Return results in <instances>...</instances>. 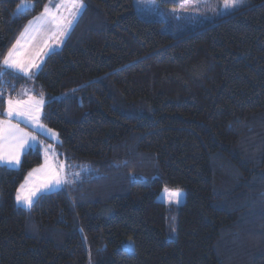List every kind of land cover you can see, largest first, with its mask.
<instances>
[{
    "label": "trees",
    "instance_id": "trees-1",
    "mask_svg": "<svg viewBox=\"0 0 264 264\" xmlns=\"http://www.w3.org/2000/svg\"><path fill=\"white\" fill-rule=\"evenodd\" d=\"M48 1L0 0V119L22 89L41 97L58 160L86 172L26 209L40 148L0 165V264H264V0L177 37L134 0H82L35 75L5 68Z\"/></svg>",
    "mask_w": 264,
    "mask_h": 264
},
{
    "label": "rangeland",
    "instance_id": "rangeland-1",
    "mask_svg": "<svg viewBox=\"0 0 264 264\" xmlns=\"http://www.w3.org/2000/svg\"><path fill=\"white\" fill-rule=\"evenodd\" d=\"M79 2L83 7L77 11L76 9L71 8V0H49L44 7V10L28 22L22 35L19 37L21 38L20 43L23 46V50L34 39L40 43V48L35 53L34 57L33 64L35 66L32 67V72L30 71L31 73H29V75L34 74V70L41 69L48 54L58 51L62 47L69 31L84 8L83 1L79 0ZM60 4H64L65 7L57 9L56 5ZM246 4L247 0H244L243 5L229 9L224 7V0H134L136 13L141 19L162 22V30L174 37L185 34V32L195 31L209 22H214L219 18L232 14ZM26 6V4L21 5L19 8L20 14L28 13L29 10ZM45 8L49 9V14L47 15L45 14ZM53 15L56 17L55 20L53 19ZM57 21H59V27H57ZM69 21H71L70 24L68 23ZM53 27L58 29L57 36H53L54 38L43 37L47 32L44 31L45 28L50 29L51 31V28ZM21 44L18 48L19 53L21 50ZM35 98L36 99L31 100L32 106L34 109H38L40 114L42 106L44 105V100L41 97ZM36 102L39 103L37 104ZM5 112L6 109L4 113ZM17 119L22 122L27 118L20 117ZM33 124L36 126V129H33L32 135L36 138L35 141H37L34 147L40 148L45 165L44 169H47V173L51 174L52 177L43 174L45 181H42L40 175L31 176L32 179H29L27 176L28 179L24 181L17 191V206L18 204H23V202H17L18 194L27 196L30 192L35 191V195L31 197L33 205L40 196V190H60L65 184L78 181L83 173L86 172V169H82L68 173L65 164L57 158L56 147L60 144L58 134L46 128L41 121V117H38L33 121ZM36 133L39 134L40 137ZM61 165H63L62 169L60 168ZM54 174H59L60 177H62V182L60 184L55 183V179L53 178ZM167 192H179L180 197L178 198V202L175 200L169 202ZM159 198L167 207L171 210H175L183 203L185 194L178 189H164ZM25 208L29 209L28 207ZM123 248L129 252L135 251L132 241H127L123 245Z\"/></svg>",
    "mask_w": 264,
    "mask_h": 264
},
{
    "label": "snow or ice",
    "instance_id": "snow-or-ice-1",
    "mask_svg": "<svg viewBox=\"0 0 264 264\" xmlns=\"http://www.w3.org/2000/svg\"><path fill=\"white\" fill-rule=\"evenodd\" d=\"M244 0H224L225 8H236L240 5H243ZM71 8L76 9L77 11L83 7L79 0H71ZM57 9L60 7H65L64 4L56 5ZM45 14H49V9L45 8ZM53 19L56 17L53 15ZM69 24L71 21L68 22ZM57 27H59V21H57ZM20 44V41H17V45H14L13 48L8 52L7 56L3 59V64L9 69H17L20 72H27L30 66H35L32 61L25 62L20 57L17 46ZM6 75L5 72L0 71V78ZM37 104L39 102H36ZM38 109H34L32 106L31 100L29 101H13L9 99L7 101L6 115L9 118L15 116L16 118L26 117L35 121L38 116L36 113ZM7 134V135H5ZM34 136H29V134L23 129H20L17 125H13L9 120H0V161L6 160L9 164H19V156L21 150L28 144L29 140H35ZM63 168V165L60 166ZM53 178L55 179L56 184L62 182V177L59 174H54ZM35 195V191L29 193V195H17V202H23V204L30 208L32 206L31 197ZM169 202L175 200L178 202L180 197L179 192H167Z\"/></svg>",
    "mask_w": 264,
    "mask_h": 264
},
{
    "label": "crops",
    "instance_id": "crops-1",
    "mask_svg": "<svg viewBox=\"0 0 264 264\" xmlns=\"http://www.w3.org/2000/svg\"><path fill=\"white\" fill-rule=\"evenodd\" d=\"M56 29V30H55ZM72 29V28H71ZM44 31H47L44 35H43V37H50V38H52L53 36L55 37V36H57V32H58V29L56 28V27H53V28H51V31H50V29H46L45 28V30ZM23 33V32H22ZM22 33L20 34V36L22 35ZM19 36V37H20ZM18 37V39H17V41H20V39L21 38H19ZM53 37V38H54ZM17 41H16V43L14 44V45H17ZM21 44V43H20ZM20 44L17 46V48H19V46H20ZM13 45V46H14ZM13 48V47H12ZM11 48V49H12ZM25 48V47H24ZM39 48H40V43H38L37 42V40L36 39H34L33 41H31V43L23 50V46H22V44H21V50H20V57H21V59H23L25 62H27V61H32V63L34 62V57H35V53L39 50ZM10 49V50H11ZM9 50V51H10ZM4 67L5 68H7L5 65H4ZM32 67L33 66H30L29 67V69H28V71L27 72H20L19 70H17V69H10V70H13V71H15L16 73H18V74H20V75H22V76H27V77H30V76H33V75H35L38 71H39V69L38 70H34L35 72H34V74H31V75H29V73H31L32 72ZM7 69H9V68H7ZM31 71V72H30ZM13 101H29V100H33V99H36L35 98V96H33L32 94H31V92L29 91V90H27V89H22L18 94H17V96H15V97H13V98H11ZM42 108H43V106H42ZM5 109H7V103H6V108ZM4 116H5V118H3V119H0V120H9L10 119V122H11V124H13V125H17L20 129H23V131H25V132H27L28 134H29V136H33L32 135V131H33V129H36V126L33 124V120L32 119H26L25 121H20L19 119H17L15 116H13L12 118H9V117H7V115H6V112L4 113ZM37 116L38 117H42V110H41V113L39 114V112H38V114H37ZM37 134V133H36ZM5 135H7V134H5ZM39 137H40V135L39 134H37ZM37 143V141H33V140H29L28 141V144H26L25 145V147L21 150V152H20V156H19V164H15V163H13V164H9L6 160H4V161H0V165H2V166H6V167H9V168H17L19 165H20V163H21V160H22V157H23V154H24V152L28 149V148H32V149H34L35 147H34V145ZM44 162L42 163V165L40 166V167H38V168H35L34 170H32L30 173H29V175H28V178L29 179H32V177L31 176H34V175H40L41 177H42V181H45V177L43 176V174L44 175H46V176H49V177H52V175L51 174H48L47 173V169H44ZM42 171H43V173H42ZM44 177V178H43ZM28 178H26V180L28 179ZM49 180H51V179H49ZM41 181V182H42ZM38 189H40V188H38ZM49 192H53V191H51V190H40V192H39V194L40 195H42V194H44V193H49ZM17 194V193H16ZM15 202H16V198H15ZM17 205V204H16ZM18 206L19 207H22V208H25L26 206H24L23 204H18ZM27 209V208H26Z\"/></svg>",
    "mask_w": 264,
    "mask_h": 264
}]
</instances>
